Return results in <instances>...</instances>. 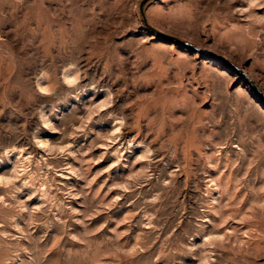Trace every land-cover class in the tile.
I'll list each match as a JSON object with an SVG mask.
<instances>
[{
    "label": "rangeland",
    "instance_id": "374dc122",
    "mask_svg": "<svg viewBox=\"0 0 264 264\" xmlns=\"http://www.w3.org/2000/svg\"><path fill=\"white\" fill-rule=\"evenodd\" d=\"M0 264H264V0H0Z\"/></svg>",
    "mask_w": 264,
    "mask_h": 264
},
{
    "label": "water",
    "instance_id": "95a60500",
    "mask_svg": "<svg viewBox=\"0 0 264 264\" xmlns=\"http://www.w3.org/2000/svg\"><path fill=\"white\" fill-rule=\"evenodd\" d=\"M141 11H142V14H143V16H144V18H145V13H144L143 4H141ZM146 26H147L150 30H152L153 32H155L156 34H159V35H161V36H163V37H165V38H169V39L176 40V41H178V42L183 43V44L186 45V46L193 47L194 49H196V50H198V51H200V52H203V53H206V54L212 55V56H214V57H216V58H218V59H221V60H223V61L229 62V60H228L226 57L221 56V55H219V54H217V53H215V52H213V51H211V50L203 49V48L197 46L196 44H193V43H191L190 41H187V40H183V39H180V38H178V39H174V36H171V35H169V34L163 32V31H161V30H159V29H157V28H155V27H153V26H150L149 24H146ZM176 38H177V37H176ZM235 67H236L237 69L241 70V68H239L238 66H235Z\"/></svg>",
    "mask_w": 264,
    "mask_h": 264
},
{
    "label": "trees",
    "instance_id": "16d2710c",
    "mask_svg": "<svg viewBox=\"0 0 264 264\" xmlns=\"http://www.w3.org/2000/svg\"><path fill=\"white\" fill-rule=\"evenodd\" d=\"M174 39H178V38L174 37Z\"/></svg>",
    "mask_w": 264,
    "mask_h": 264
}]
</instances>
